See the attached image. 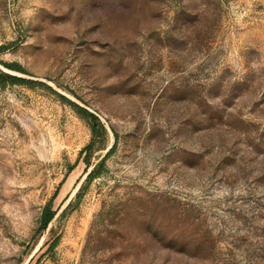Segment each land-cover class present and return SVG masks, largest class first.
Masks as SVG:
<instances>
[{"label":"rangeland","instance_id":"obj_1","mask_svg":"<svg viewBox=\"0 0 264 264\" xmlns=\"http://www.w3.org/2000/svg\"><path fill=\"white\" fill-rule=\"evenodd\" d=\"M0 48V264H264V0H0Z\"/></svg>","mask_w":264,"mask_h":264},{"label":"trees","instance_id":"obj_2","mask_svg":"<svg viewBox=\"0 0 264 264\" xmlns=\"http://www.w3.org/2000/svg\"><path fill=\"white\" fill-rule=\"evenodd\" d=\"M8 65L12 68H19L18 66H14L13 64H8ZM20 81H25V78L18 76L16 74H12L7 71H4L0 68V83L1 84H5L6 82L17 83ZM73 104L75 105V108L78 111V113L87 121L93 133V140L85 148L87 151L86 159H87L88 164L90 165L91 164L90 155L95 145L96 138L99 136L105 135V133L107 132V127L105 123L101 121L99 115L96 114L94 111H91L90 109L84 106H81L77 103L73 102ZM105 158H106V155L94 165V167L88 173V176L86 178L87 180H91L92 178H94L101 172L100 167L104 164ZM72 168L73 167H71V169ZM71 202L72 201L69 202L68 206L71 204ZM56 214H57V210L53 208V203L51 200L45 205L42 211V214L40 217V224H39L40 232H43L48 227L49 223L53 220Z\"/></svg>","mask_w":264,"mask_h":264}]
</instances>
